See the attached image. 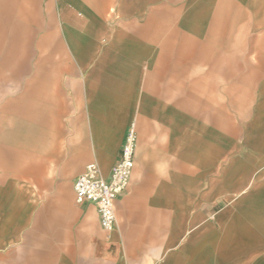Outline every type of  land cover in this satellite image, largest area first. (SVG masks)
<instances>
[{
	"label": "crops",
	"instance_id": "1",
	"mask_svg": "<svg viewBox=\"0 0 264 264\" xmlns=\"http://www.w3.org/2000/svg\"><path fill=\"white\" fill-rule=\"evenodd\" d=\"M0 264H264V0H0Z\"/></svg>",
	"mask_w": 264,
	"mask_h": 264
},
{
	"label": "built area",
	"instance_id": "2",
	"mask_svg": "<svg viewBox=\"0 0 264 264\" xmlns=\"http://www.w3.org/2000/svg\"><path fill=\"white\" fill-rule=\"evenodd\" d=\"M136 130L129 129L121 149L120 159L109 178L103 177L95 162L88 163L74 184L78 203L92 202L97 206L100 223L106 230L115 224V205L131 181L135 166Z\"/></svg>",
	"mask_w": 264,
	"mask_h": 264
}]
</instances>
